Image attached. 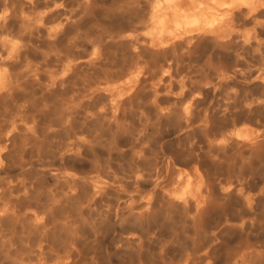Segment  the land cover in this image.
Listing matches in <instances>:
<instances>
[{
	"label": "bare ground",
	"instance_id": "1",
	"mask_svg": "<svg viewBox=\"0 0 264 264\" xmlns=\"http://www.w3.org/2000/svg\"><path fill=\"white\" fill-rule=\"evenodd\" d=\"M107 1L0 0V177L4 163L13 165L25 152L40 151L42 147L29 136L40 120L55 114L56 121L63 123L65 113L73 110L78 120L83 114L94 119L96 113H110L114 121L125 102L141 90L150 94L158 117H175L182 129L193 125L190 119L197 102L201 103L202 91L216 90L217 119L224 121L215 122L206 113L197 126L201 140L189 142L191 153L176 147L162 160L149 185L145 184L147 145L130 148L134 163L128 167L127 178L137 189L152 186L165 173L168 181L157 190L143 192L141 205L130 214L134 225H121L108 261L91 252L84 256L78 244L82 236L75 240V222L67 209L48 212L33 206L26 179L17 181L21 193L11 190L14 181L0 179V264H218L227 247L226 236L264 227V0H120L109 6ZM102 15L118 25L110 28L99 23ZM88 24L100 26V34L84 40ZM130 27V35L124 37ZM100 40L108 47L101 48ZM40 44L47 48L42 50ZM204 51L217 61L193 72L181 69L178 57ZM224 55L232 58L231 65L223 63ZM198 74L204 75L199 82ZM100 90L121 93L124 98L102 104L97 112L83 108L82 98ZM239 95L241 114L237 115L230 105ZM54 125L48 122L44 132L56 133ZM76 127L62 131L64 139L60 137L55 150L61 164L79 158L91 143ZM232 150L239 159L237 174L219 173ZM91 192L101 198L100 187H92ZM231 198L241 209L239 215L230 213L236 204L231 205ZM21 200L27 203L22 205ZM90 210L83 227L92 236L110 214H122L118 207ZM176 213L190 224L184 240L146 243L142 239L139 227L144 218L163 224ZM213 217L211 230L203 231ZM192 232L203 237L194 238ZM259 251H264V244L241 242L229 254V264H241L243 255ZM263 260L264 253L254 254L245 264Z\"/></svg>",
	"mask_w": 264,
	"mask_h": 264
},
{
	"label": "rangeland",
	"instance_id": "2",
	"mask_svg": "<svg viewBox=\"0 0 264 264\" xmlns=\"http://www.w3.org/2000/svg\"><path fill=\"white\" fill-rule=\"evenodd\" d=\"M65 1L73 2L74 0H65ZM118 1L120 0H108L106 5L108 6L113 5ZM107 21L108 19L104 15L100 16L99 23L103 24L104 26L111 28L118 25V23L110 22V21L107 22ZM90 25L88 24L85 28L87 35L85 34V36H83L84 40L88 39L87 37L94 38L95 36L100 34L99 33L100 26L93 27ZM131 29H132L131 27L127 28L124 37L130 35ZM97 38L102 39L101 37H97ZM98 45L101 48H106L108 47L109 44L107 42L100 40ZM40 48H42V50L46 49L47 45L40 44ZM205 52L206 51L200 52L199 55L196 54L189 57L187 56L178 57L181 69L183 71L187 70L193 72L200 70V67H202V65L204 66V64L208 62L215 63L217 61L216 59L213 58L211 60L210 58L211 55L208 52H206L205 54ZM207 54L210 56H208ZM205 56H207L210 59H208L207 57L205 58ZM195 57L197 58L194 59ZM183 58L184 60H182ZM230 59L232 60V58L231 57L229 58L228 55H224L222 57L223 63H226L227 65L232 64ZM193 64H195V66H193ZM201 78L203 79L204 75L198 74L196 81L197 82L201 81L202 80ZM73 83H75V81H73L72 84ZM80 85L83 86L81 83L78 82V86ZM202 93H203L201 98L202 100L200 99L201 103L197 102L196 108L190 119L193 125L183 129L180 128L181 127L179 125L180 123L175 117L160 118L157 116L156 110L150 102L151 99V97H149L150 94L148 96L147 95L148 93L145 90H141L133 100L126 101L122 111L120 112V117L114 121L110 117V113L107 114L96 113L97 115L94 119H86L83 114L80 120H78L77 116L75 115V112L73 110H70L65 113L64 122L58 123L55 119V114H54V116L52 115L50 118L46 120H40L37 126L29 133L30 138L34 139L37 142V144L42 147L40 151L36 153V150L32 149L30 151L25 152L23 154V158L17 159L13 165L4 163L3 166L4 172L1 175L0 179L3 180L6 179L5 181H10V180L14 181L13 182L14 185L11 189L14 193H21L23 191V188L18 186L17 181L20 180L19 178H22L24 180L26 179L25 181L29 184L30 190H32L30 191L29 201L33 206L40 207L41 209L48 212L60 211V209H62L63 211H65V209L68 210V211L66 210L67 211L66 213H68L69 217L73 219L75 222V229H74L75 240L79 241L78 239L79 236L80 237L82 236L83 242L79 241L78 244H80L79 248L82 250L81 252L83 254L85 253L84 256H87L91 252L102 261L111 260L112 253L110 250V246L114 241H116L119 238L121 232V225H125L126 227H131L134 225L133 218L130 216V214L132 210L136 209L141 205L142 195L144 194L143 192L144 191L147 192L149 189L157 190L160 187V185H164L168 181L167 174L165 173L164 177L159 182L154 183L152 186L144 190L143 188L137 189L135 185L132 183V181H128L130 179L127 178L128 170H129L128 167L132 163H134L131 153L129 151L130 148L140 143H145L147 145L146 158L148 160L147 163L149 165L148 167L149 176H148V181L145 182V184L149 185L150 181L152 180V175H155L156 172L159 170V168L163 166L162 160H165L167 159V157L171 156V153L174 152L173 150L176 151L177 148H180L186 154L191 153L189 142L191 141V138L192 141L201 140L200 137L201 134L198 131L197 126L199 125V123L203 119V116L206 113L209 112L208 114H211L213 120L214 121L217 120L215 122H218V120H221L219 122L224 121L223 118L217 119L220 117V113L218 114L215 110L217 106L216 97L218 98L217 91L212 89L209 90L207 89L206 91L203 90ZM215 94L216 97H214ZM240 95L239 98L233 101L232 104L230 105V109L231 111H233L232 113L235 112V114L237 115H239L238 114L239 111L241 114ZM123 98L124 97L121 93H113L111 91L100 90L93 97L88 98L87 96H84L81 100V105L85 109H92L95 112H97L98 108L102 104H107L110 102L121 100ZM138 98L140 100H138ZM52 104H54V102ZM140 105L142 106L140 107ZM146 109L149 110L150 112L147 111ZM211 110H213V112ZM139 111L141 112V114L139 113ZM145 112L148 114L149 118L148 117L144 118V114H146ZM130 113L132 114L130 115ZM126 117L128 118V120H125ZM51 121H53L55 124L54 126L56 127L55 130L56 133L47 134L44 132V129L47 126V123ZM155 125L156 127H154ZM67 126H70L73 129L76 126L77 127L79 126L83 131V133H85L89 137L91 143L83 149L82 152L83 155H81L82 157L80 156L79 158H72L73 160L69 159L66 160L65 162H62L61 164L60 161L58 160L57 152L59 150L60 137L61 139H64V134L62 131ZM145 129L146 131H144ZM139 133L140 134L147 133V134L145 135L142 134L141 136L139 135ZM143 136H148V137L144 138ZM138 137H140L141 139ZM148 138L150 139V141ZM49 141L51 142L53 141V142L50 143ZM229 152L227 153V162L222 166L221 171H219V173L221 172L222 174L227 173L229 175H236L239 165L237 152H235L234 150H232V152L231 151ZM155 157L158 158L156 159ZM33 160L35 161L33 162ZM39 160L42 161L40 162ZM7 167H10V169ZM247 171L248 170H246L245 174H247ZM95 174H98L99 177L92 178V176ZM249 174L250 173L248 171V175L246 176H249ZM123 175L125 176L124 179L122 177ZM112 179L113 180L116 179V180L113 181ZM92 187H100V192H99V196L101 197L100 199L92 196V192H91ZM103 199L105 201H103ZM120 200L121 201L125 200V201L120 202ZM232 201L235 202L236 204L234 207L232 206L233 208L231 207L233 211L231 210V212L230 211L229 212L240 214L241 209L237 204L236 200L234 198H231L230 203L231 205H234ZM19 203L24 205L27 203V201L21 200ZM58 205H61L62 208H59ZM90 205L93 206L92 208L94 211L104 209L106 207H112V208L118 207V209L122 211V214L121 215L110 214V216L104 221V223L98 224L97 226L98 231L96 236H92L83 227L86 219H89L88 216H90L89 211H91L90 209H92L89 208ZM155 205L157 209L159 207L158 198L155 201ZM94 211L92 212L94 213ZM175 217L178 220L175 219ZM172 218L173 220L167 222L164 221L163 224L158 222L157 219L150 218L149 220H146L144 218L141 223V226L139 227V231L142 239L146 243L152 241H160V240L162 242H170V241L175 242V241L184 240L185 233L187 230H189L190 224L186 220L180 218L177 213L173 214ZM214 221H216V217H213L208 221V224L205 227V229H203V231L206 230L205 232H207L211 230V226L214 225L212 224V222ZM253 228H255V230L251 229L249 233L246 235L240 234V235H236L235 237L231 235L230 237L229 236L225 237V240L227 241L226 244L227 247L224 249V251L221 252V260L218 264H229L230 263L228 259L229 254L235 252L239 244H241V242L250 241V242H258L264 244V231H263L264 227H258L259 230L256 229L257 227H253ZM152 229L154 231H152ZM202 234H193V232L191 233V235L194 238H198V239H201L203 237ZM262 253H264V251L254 252L253 254H250L248 256L243 255L241 264H245L246 260L250 256L254 254H262ZM260 264H264V260Z\"/></svg>",
	"mask_w": 264,
	"mask_h": 264
}]
</instances>
